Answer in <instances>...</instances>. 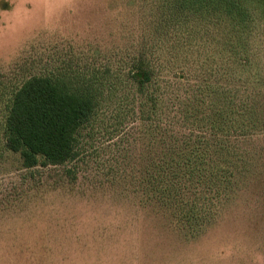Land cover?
<instances>
[{
    "label": "rangeland",
    "instance_id": "rangeland-1",
    "mask_svg": "<svg viewBox=\"0 0 264 264\" xmlns=\"http://www.w3.org/2000/svg\"><path fill=\"white\" fill-rule=\"evenodd\" d=\"M173 1L0 0V264H264V0L250 8L247 29L181 14ZM196 42L205 45L200 56ZM217 43L227 49V111L239 91L250 112L244 128L254 133L257 124L263 136L244 146L260 176L241 183L234 199L220 201L218 216L206 219L146 198L151 122L143 119L176 122L185 134L212 122L210 107L220 101L198 91L219 81L209 69L222 67ZM189 44L191 54L179 51ZM235 47L246 62L236 61ZM141 51L201 60L191 78L174 84L176 106L165 98L155 113L151 104L141 113L135 84L119 77ZM94 73L102 94L78 134L77 158L25 168L5 141L11 94L33 76Z\"/></svg>",
    "mask_w": 264,
    "mask_h": 264
},
{
    "label": "trees",
    "instance_id": "trees-1",
    "mask_svg": "<svg viewBox=\"0 0 264 264\" xmlns=\"http://www.w3.org/2000/svg\"><path fill=\"white\" fill-rule=\"evenodd\" d=\"M256 3L257 0H174L172 7L181 14L195 12L198 17L201 15V21L211 16L219 26L226 20L227 28L230 25L234 29H247L250 8ZM199 11L208 13L200 14ZM190 45L179 51L187 50L191 54L193 46ZM202 48L205 45L196 42V55L200 56ZM214 48H220L222 67L215 71L209 69L213 72L211 76L219 81L215 82V87L206 84L198 91L205 94L204 98L212 94L220 101L210 107L215 117L212 122L204 124L199 132L191 130L185 134L181 132L184 127L176 128V122L162 125L150 118L143 119L151 122L144 158L147 180L141 188L146 198L163 205H175L187 216L206 215V219L218 216L221 204L234 199L235 189L241 183L247 180L253 183L257 175L260 176L258 170L251 171L253 158L244 146L263 136L257 124L253 125L256 127L252 130L254 133L244 128V120L250 112L239 91H234L229 101L231 110L227 111L230 91L226 88L225 56L222 54L227 50L226 44L217 43ZM242 51L241 47H235L237 62H242ZM183 56L176 53L152 59L141 51L127 62L129 71L125 75L120 73L119 77L135 84L143 116L148 113V104L155 113L158 103L164 104L165 98L176 106L180 97L174 84L191 78L196 62H201L193 55ZM96 81L95 73L89 78L81 75L33 76L11 94L6 106L5 141L10 151L21 155L25 168L59 166L77 158L78 134L95 116L102 94ZM189 195L194 198L192 203H189ZM185 206L191 207L187 210Z\"/></svg>",
    "mask_w": 264,
    "mask_h": 264
}]
</instances>
